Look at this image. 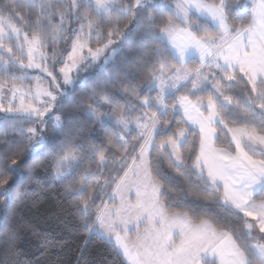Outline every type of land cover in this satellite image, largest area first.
I'll return each instance as SVG.
<instances>
[{
	"label": "snow or ice",
	"instance_id": "obj_1",
	"mask_svg": "<svg viewBox=\"0 0 264 264\" xmlns=\"http://www.w3.org/2000/svg\"><path fill=\"white\" fill-rule=\"evenodd\" d=\"M241 6L0 0V264H20L25 212L48 198L19 183L38 170L53 217L106 239L115 264H264V0L245 22ZM133 34L135 72L107 73ZM93 68L106 75L69 135L57 108Z\"/></svg>",
	"mask_w": 264,
	"mask_h": 264
},
{
	"label": "trees",
	"instance_id": "obj_2",
	"mask_svg": "<svg viewBox=\"0 0 264 264\" xmlns=\"http://www.w3.org/2000/svg\"><path fill=\"white\" fill-rule=\"evenodd\" d=\"M27 3V0H22ZM160 3L161 0H156ZM248 0H242V6L239 10L233 9L232 14L240 22H245L248 18L246 5ZM141 43L138 34H133L123 45L114 61L107 66V73L119 74L121 78L128 73L135 72V60L139 56ZM106 73L98 68L90 69L88 73H81V83L74 90H70L61 98L57 111L63 116V125L65 130L71 134L81 125L85 124V102L91 96V88L98 86V81L102 80ZM260 114L257 113V118ZM55 121L49 126V140H53L52 128ZM111 130V126H110ZM87 134L86 132L84 133ZM33 179L29 181L27 177L22 178L19 183H23L31 192L35 189L37 198L47 196L46 200L38 208L29 209L25 212V219L34 226L32 229H19V239L16 241L18 259L20 264H52L59 258L63 264H76V257L80 254L79 249L84 248V256L89 264H115L116 258L111 254V244L102 239L98 234L93 233L89 236L87 233H81L75 226V221L71 217L60 214L57 218L53 213L57 212L58 204L55 196L49 193L56 192V186L49 176L42 171L32 174ZM14 183H16L14 181ZM47 190V191H45ZM9 223V217L6 212L0 209V227ZM33 231L36 232L33 235ZM45 236L54 237L57 240H66L68 243L63 251L47 252L41 247V242ZM95 237V238H93ZM5 238L0 235V242ZM85 241L87 243L85 244ZM2 259V254H0Z\"/></svg>",
	"mask_w": 264,
	"mask_h": 264
}]
</instances>
